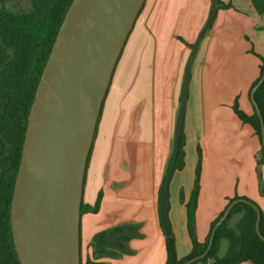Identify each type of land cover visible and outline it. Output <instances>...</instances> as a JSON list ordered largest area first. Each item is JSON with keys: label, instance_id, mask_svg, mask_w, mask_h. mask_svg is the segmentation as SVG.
Instances as JSON below:
<instances>
[{"label": "crops", "instance_id": "crops-1", "mask_svg": "<svg viewBox=\"0 0 264 264\" xmlns=\"http://www.w3.org/2000/svg\"><path fill=\"white\" fill-rule=\"evenodd\" d=\"M223 1L233 6L218 10L191 66L183 124L185 167L172 174L169 184V219L179 258L192 249L186 204L194 189L198 147L202 153L196 209L199 240L206 238L211 222L235 194L253 199L264 211L256 159L260 142L254 127L233 109L238 100L246 113L254 110L249 90L259 76L260 59L252 49L264 52L256 48L250 33L258 36L262 15L251 0ZM212 2L145 0L105 97L87 169L84 201L95 203L101 190L103 197L99 211L85 213L81 219L85 256L92 253L91 242L103 232L96 244L110 253L134 250L101 258L107 264H165V234L158 213L160 188L173 147L191 53L188 44L196 41ZM119 82L123 87L118 88ZM261 171L264 183V165ZM239 217H234L233 225ZM129 236L130 240L121 239ZM227 248L221 244L220 253Z\"/></svg>", "mask_w": 264, "mask_h": 264}, {"label": "water", "instance_id": "water-1", "mask_svg": "<svg viewBox=\"0 0 264 264\" xmlns=\"http://www.w3.org/2000/svg\"><path fill=\"white\" fill-rule=\"evenodd\" d=\"M145 0H72L60 25L37 85L11 200L10 223L20 264H81V205L88 156L102 103L115 67ZM193 43L187 59L172 152L162 180L159 204L165 234L173 232L167 211L169 184L179 154L191 66L216 10ZM251 101L260 117L264 145V120L255 92ZM238 202L261 212L253 201L236 198L215 223L206 249L179 264L203 258L211 248L217 228Z\"/></svg>", "mask_w": 264, "mask_h": 264}, {"label": "trees", "instance_id": "trees-1", "mask_svg": "<svg viewBox=\"0 0 264 264\" xmlns=\"http://www.w3.org/2000/svg\"><path fill=\"white\" fill-rule=\"evenodd\" d=\"M10 1L0 0V264H20L10 223V209L14 184L20 165L28 115L35 97L37 85L60 25L72 2V0H30L28 7L12 8L9 5ZM216 3V10L213 14L209 29L212 27L220 8H230L233 6L231 2L225 3L223 0H216ZM251 3L259 15L264 14V0H251ZM180 38L185 41L182 37ZM188 46L192 49L193 43H189ZM252 52L260 59V71L259 76L252 83L249 93H251L252 88L264 72V55L256 52L254 49H252ZM255 100L259 105L264 120V81L255 92ZM104 104L105 99L102 103L94 140L97 135ZM233 109L244 122L250 123L254 127L258 136L260 149L256 155L257 172L260 190L263 193L264 183L261 166L264 165V145L262 142L263 134L260 117L254 105L253 112L248 114L240 108L238 100H235ZM94 140L88 156L84 189ZM184 147L185 134L183 128L179 154L173 173L176 170H183L185 167ZM198 154L194 189L190 200L186 204L187 227L192 245L191 252L186 256L179 258L177 254V239L174 231L169 235L165 234L160 214V204L158 207L160 225L165 234V264H179L193 256L201 254L208 245L209 237L215 223L223 215L229 203L236 198H246L259 206L261 212L260 230L264 235V211L261 206L247 196L235 194L228 199V202L220 211L219 215L211 222L206 238L202 241L198 239L196 234V209L200 191L202 164L200 147H198ZM169 196L168 190V215L170 209ZM102 197V190L99 192L93 204L85 202L83 197L81 219L85 213H97L99 211ZM237 215H240V217L233 225L231 221ZM256 219L257 211L252 205L246 202L236 203L232 207L229 215L217 228L213 244L208 253L203 258L191 264H239L244 261H251L254 264H264V240L257 233ZM100 234H103V232ZM100 234L96 237L98 238ZM96 237L94 238L95 241L93 240L91 242V246L93 247L92 253L86 256L83 253L81 237V264H107V261L101 258L105 256L119 257L123 254L134 252V250L124 249L112 254L105 246L96 244ZM121 239L130 240L131 236L122 237ZM223 240L228 242V248L224 254H221L220 250Z\"/></svg>", "mask_w": 264, "mask_h": 264}, {"label": "rangeland", "instance_id": "rangeland-1", "mask_svg": "<svg viewBox=\"0 0 264 264\" xmlns=\"http://www.w3.org/2000/svg\"><path fill=\"white\" fill-rule=\"evenodd\" d=\"M238 2H241V1H238V0H236L235 1V4H238ZM29 4H30V0H11L10 1V3H9V5L12 7V8H23V7H28L29 6ZM259 25L260 26H262L261 28H259V29H257V34H258V36L256 37H253L254 36V34H252V33H250V36H252V38H254L255 39V46H256V48H259L260 50H262L263 52H264V14L261 16V20H259ZM198 37V36H197ZM121 58V57H120ZM122 59V58H121ZM122 62H120V64H121ZM119 64V66L118 67H120L121 66V69H122V64L120 65ZM127 76H128V74H127ZM147 79V78H146ZM148 81H149V79H147V80H145V82H146V84H147V86H148ZM125 82V81H124ZM123 82H119L118 83V88H121V87H123ZM121 86V87H120ZM146 86V87H147ZM143 87H144V85H143ZM148 88V87H147ZM115 89V88H114ZM113 90V89H112ZM114 92H112L111 93V95H110V98L111 97H113L114 98V93H115V90H113ZM112 99V98H111ZM130 103H131V101H130ZM127 118V117H126ZM142 127H144V126H142ZM129 128H130V126H129ZM122 129H125V125H123V127H122ZM234 219V218H233ZM232 219V220H233ZM234 221V220H233ZM227 244H228V242L226 241V240H224L223 241V243H222V247H223V249L224 250H226V248H227Z\"/></svg>", "mask_w": 264, "mask_h": 264}]
</instances>
